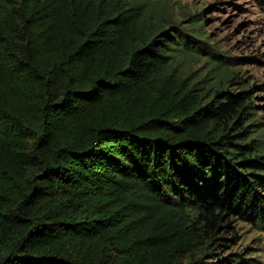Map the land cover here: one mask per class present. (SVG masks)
<instances>
[{
  "label": "trees",
  "instance_id": "trees-1",
  "mask_svg": "<svg viewBox=\"0 0 264 264\" xmlns=\"http://www.w3.org/2000/svg\"><path fill=\"white\" fill-rule=\"evenodd\" d=\"M189 48L147 1L0 0V264H208L264 220L253 96Z\"/></svg>",
  "mask_w": 264,
  "mask_h": 264
},
{
  "label": "rangeland",
  "instance_id": "rangeland-1",
  "mask_svg": "<svg viewBox=\"0 0 264 264\" xmlns=\"http://www.w3.org/2000/svg\"><path fill=\"white\" fill-rule=\"evenodd\" d=\"M143 1L158 6L194 48L181 57L184 74L210 88L221 71L229 70L225 89L250 92L257 118L254 127L264 131V10L256 0ZM259 139L264 144V132ZM255 222L233 213L225 217L217 235L223 240L204 255L206 263L264 264V220L255 217Z\"/></svg>",
  "mask_w": 264,
  "mask_h": 264
}]
</instances>
